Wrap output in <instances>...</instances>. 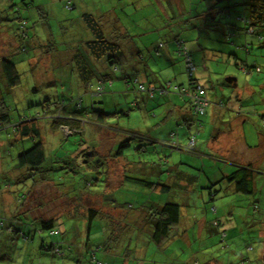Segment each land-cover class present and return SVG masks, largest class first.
<instances>
[{"label":"rangeland","instance_id":"rangeland-1","mask_svg":"<svg viewBox=\"0 0 264 264\" xmlns=\"http://www.w3.org/2000/svg\"><path fill=\"white\" fill-rule=\"evenodd\" d=\"M174 1L179 9L170 0H73L74 7L68 5V0H0V58L9 50V52H13L14 56L20 57L16 61L20 81L16 86L9 89L0 78V101L8 109L10 122L26 116L34 117L31 120L35 121L40 131V140L43 143L46 157V161L37 170L31 169L27 165L19 166L18 154L23 149L29 148L33 141H36V138L34 140L30 138L20 140L18 131L13 132L10 127H3L0 131V235L3 236L0 238V251L7 253L6 259L18 257L19 249H17L15 242L18 243L19 239L14 233L7 231L11 220V216H7V214L11 212L13 215L19 210L34 211L45 215L63 212L74 214L76 211L75 213L78 215L65 217L56 223L57 228L66 232L69 238L73 240L74 237L75 240L72 242L74 249L79 243L86 240L88 232L89 240L86 242L89 247H95L101 241L102 246L105 243L110 244L107 242L110 232L105 233L102 228V225L108 224V222L103 220L101 215H97L89 224L87 214H85V206H102L99 194L103 193L105 189L106 206L112 205L114 203L112 200L116 198L123 203L122 208L132 211L135 206L138 207L135 203L144 200L150 193L152 202L180 204V220L170 230L169 239L166 242L165 240L162 241V244H156L150 239L151 227L149 226L148 230L145 229V215L140 216L141 213H139L137 215L138 225L135 223L138 227L135 231L137 237L129 236L132 240H129L128 245H126L122 243L126 240L125 233L118 231L119 247L114 245L113 251L110 252L113 255H107L112 261H106L101 253H98L96 259L101 258V264H118L119 259L113 260L115 255L127 258L126 264H250L247 257L251 260L254 259L260 247L264 246V159L259 164H254L256 162L253 161V154L244 152L241 147L245 146L243 139L252 145L261 139L258 138L254 126L255 124L261 127L262 123L259 116L251 118L254 124L247 122L242 128L240 125H236L233 144H228L230 153L226 151V144L222 142L226 134L225 128H222L223 134L218 137L221 142L208 144L209 148L204 139L209 138L210 130H203L199 134L201 137L205 136L200 145L206 154L201 155V157L166 147V153L168 151L174 153L172 157L168 158L170 160L168 163L159 165L165 171L159 173V176L164 183L171 185V189L166 192L157 190L148 192L146 188L138 187L142 191L135 194L132 193L135 187L130 181L115 186L122 178V171L133 169L134 172L131 170V172L127 171L126 173L132 176L148 175L152 167L144 160L162 159L163 154L160 148L165 144L174 146L176 138L171 136L169 143H165V140L164 142L159 140L160 143H151L147 145L149 150L146 152L139 151L138 145L132 144L124 150L122 156L114 157L107 155L108 144L112 143V133H115L114 145L118 146L119 142L124 139L121 129L157 132L161 139H165V129L171 125L175 127L172 131L180 134V141L184 140L186 146L187 139H185L184 126L169 120L163 122L156 114L161 109L162 103H165V98L158 97L154 101L148 97L146 90L139 92L135 86L134 89L123 91L124 85L120 82L118 72H116V77L111 75L114 83L108 90H106V82H99L96 75L91 79L92 89L95 90L91 93L98 95L94 98H90L89 94L85 93L86 88L80 82H76L75 75L65 78L62 74L68 69L67 59L70 57L68 56L70 44L84 41L89 34V30L86 29L80 19V12L92 10L100 11L101 14V12L112 7H117L115 12L122 17L127 25L134 26L133 29L135 30H145V33L137 35L131 28L129 35L133 43L137 46L147 44L150 51L153 49L151 45L154 44L156 54L159 50H165V40L169 38L166 32L169 33L170 29L185 32L186 47L194 51L195 56L193 58L197 64L195 72L199 77L201 86L206 88V92L210 96L213 94L220 96V89H227L226 81H229V77L233 75H236L234 78H237L239 82L238 85L233 83V86L237 85V90L241 89V78L245 73L244 70H241V65L246 68L254 65L260 67V72H256L253 68L251 72L248 71L250 73L260 74L264 72V44L259 43L258 37L256 38L254 34H249L251 44L246 46L247 48L241 46L242 44L238 40V36L244 32V29H240V27L244 26L236 15L237 10L240 11L243 6L234 3L243 0H182V4L179 0ZM212 3L221 7L234 4L229 8V15L226 14L227 17L221 19L224 24H217L209 14L200 15V12ZM190 6L196 10L189 12ZM125 12L129 15L128 17ZM181 19L186 21L187 27H183V29H180V25L167 27L170 22L178 23ZM229 21L238 27L231 37L225 35L234 28L233 26L225 27L227 26L225 22L228 23ZM206 23L209 25L202 28L201 38L197 40L196 35L199 30L197 25L201 26ZM260 31L264 36V29ZM190 41L193 42L192 46ZM198 47L202 48L197 53ZM211 54L218 60L209 61ZM203 56L208 59V61L205 60L206 65L203 64ZM131 58H133L132 53ZM153 67L154 73L148 71L146 73L147 79L142 80L145 86H160L165 83V78L158 79V76H164L165 70L157 71L165 67V62L157 61ZM209 71H218L219 74L212 73L211 81H207ZM133 81L135 82L136 79L133 78ZM65 82L66 85L68 82L72 83V89L67 88ZM171 88L173 89L174 85H171ZM262 96L264 99V95ZM233 98L236 99L235 96ZM135 99L137 100L134 106L142 105L144 100L147 101L145 114L151 115L149 120H146L144 112L138 110L139 107L137 106L129 112L130 116L128 117L116 113L120 109H128ZM46 100L64 104L68 110L75 108V104L79 103L81 111L91 115L97 114L91 110L92 101H96V105L99 101H105L102 106L107 113V121L112 123L111 129L109 128L112 133L108 128L103 127L98 133L100 138L98 135L94 136L99 141L96 151H100L102 157L89 156V167L83 163L82 156L79 158L80 164L72 160V156L75 154L74 149L78 145L77 141L79 139L78 143L84 141L83 134L87 139L92 137L93 129L88 127L90 123L84 121L81 124L83 127V129L81 128L82 136H69L73 129L70 131L66 126L60 127L59 123L54 126L51 123L53 113L42 112L46 109L44 106ZM257 100H260L257 95L250 99L251 102ZM211 101L216 102L214 98H211ZM151 103L154 104V109H152ZM222 103H226L225 98H223ZM56 110L57 108L53 111ZM23 123L12 124L13 127L20 128ZM155 123L159 124L157 129H151V125ZM85 126L87 127L84 128ZM192 127L195 129V124ZM96 143L97 141L91 140L87 145L92 147ZM80 146L82 147L81 151L91 152L88 146H82V144ZM188 146L186 148L192 149L191 145ZM216 146L217 148H215ZM180 152L191 156L190 160H183L185 164H179L182 170L195 176L189 188L186 187V184L190 178H184L185 173H178L170 168L178 161ZM66 155L68 156L63 159ZM183 156L185 157V155ZM192 157L197 158V160ZM139 160L140 162H138ZM247 161H252L250 163L257 170L254 174L253 193H234L225 180L214 185H211L212 182L209 183V179L217 182L227 175L223 172L226 173L237 164ZM98 164L101 166L99 165V172L96 173L91 166ZM78 165L80 166L78 167ZM68 167L71 168L68 169ZM105 171H108V176ZM168 173L179 177L176 184L169 180ZM148 177L153 180L158 179L152 174ZM90 188L95 192L90 194ZM215 190L218 191L213 195ZM65 191L70 198L64 195ZM80 195L81 200L78 202L75 197H80ZM201 195L202 197H199ZM67 202L70 205H67ZM130 202L133 204L132 208L127 207V203L132 205ZM80 204L83 205L79 208L78 205ZM101 209L104 207L102 206ZM148 209L150 207L143 211L146 212ZM83 210L84 214H81ZM138 211L141 210L138 209ZM129 216L127 218H131ZM13 218L12 220L15 222L19 216ZM217 222H219L218 226H216ZM89 225L91 226L89 227ZM220 229L227 230V235L223 239L219 233ZM20 244L22 245V242ZM24 247L22 252L27 253L26 245ZM3 256L5 255H1V260H3ZM258 256L262 255L259 254ZM258 256L256 257L258 258ZM242 258L244 259L243 262L241 261ZM88 260L89 264H98L94 258L90 261L88 257ZM11 264H16V262Z\"/></svg>","mask_w":264,"mask_h":264},{"label":"trees","instance_id":"trees-1","mask_svg":"<svg viewBox=\"0 0 264 264\" xmlns=\"http://www.w3.org/2000/svg\"><path fill=\"white\" fill-rule=\"evenodd\" d=\"M26 4L28 5L29 3H26ZM234 4H240L243 6V8L240 9V11L237 10L238 13L236 15L237 19L241 21L244 26V27H240V29H244V32H246L247 34L256 35V38L258 37L259 43L264 44V36L260 31L264 29V0H243L239 3L235 2ZM234 4H231L229 6L227 4L221 7L215 3H212L207 8H205V10H202L200 12V15L209 14L211 15V19H213L214 22H217V24H224L221 19L226 18L227 17L226 14L229 15V12H230L229 8L232 7ZM68 5H70L71 7H74L73 0H68ZM190 8L193 11L196 10L193 8V6H190ZM218 17H219V20L217 19ZM81 18L84 24L86 25V27L93 34V40H90L86 43L87 49L89 50V54L96 60H101L104 58L107 62L110 63V67L112 71L120 72L121 68L119 64H120V59L122 58V51L120 49L119 44L116 42L117 40H112L104 36L102 27L99 21L92 14L84 12L81 14ZM173 22L175 21L170 22L168 24L169 25L168 27H170V25L173 26ZM225 23L227 25L225 27H228V26L234 27L232 30L233 32L231 31L225 34L227 36H229L228 34L234 33V31H236L238 28L234 26L233 24H231L230 21L228 23L227 22ZM208 25L209 23L202 24V27L205 28ZM180 29H183L182 24H180ZM184 34L185 32L183 31H179L173 34L174 36L173 41L175 44L176 53L182 57L184 74L187 79L186 84H180V83L173 84L171 80H165V83L161 84L160 86H145L142 80L140 81L137 78H134L136 79L135 82L133 81V79L126 80V83H127L126 85H128L130 81L128 88L131 85H133L136 88H138L139 92H143L144 90H146V94L150 98L152 97L155 98L156 96H164V95L167 96L169 93H175L176 95L187 100L189 104L188 111H189L190 116L189 118H186L185 120H182L180 122V125L184 126V130L187 133H189L187 136V145L185 146V145L179 144V142L177 141L176 132L172 131L170 133V137L173 136L176 138L175 145L178 147L176 148L175 145L174 146L172 145V147L171 146L170 147L171 148L175 147V149L180 148L181 150L189 151L191 149L186 148V147L190 145L189 142L191 140L193 141V145L191 146H194L197 135L200 134L199 133L200 127L204 126L205 124L203 123V115L206 113V108L208 104H210L211 100L207 97L208 95L206 94V89L201 86L199 77H197V74L195 72L197 69V64L195 63L193 57L191 56V54L189 53L186 47V40L183 36ZM122 37H126V36L123 35ZM249 44L250 42H247L245 45L243 44L241 46L246 47ZM147 48H148V45L144 44L141 50H139V54L143 53L142 56L145 57ZM13 59L14 58L11 56L9 57L4 56L3 58L0 59V78L3 80L4 85L9 89L16 86L20 81V73L16 68V62ZM253 68H255L256 72L260 71V67L258 66L256 67L255 65L251 66L250 68L249 67L246 68L245 66L241 65V70L243 69L245 73H247L249 70L251 71V69ZM103 83H105V81H103ZM111 83H112V80L110 78L105 84L108 85ZM171 85H174L173 89L171 88ZM198 88H202L204 90V94L202 96L199 94ZM0 91H1V88H0ZM94 91L95 90H92L91 92H94ZM89 96L90 98L98 97V95H95L92 93H89ZM46 101L44 103V106L46 109L42 112L53 113L52 115L53 119L51 120L53 124L59 123L60 127L66 126L69 128L70 131L71 129H73V131L70 132L71 134L69 136H73V135L80 136L82 134L81 131L83 127H81V124L84 121L86 122L88 121V118L86 117V114L88 115V112L81 111L82 109L79 107L80 106L79 103L77 105L75 104V108L68 110L64 104H59L54 101H47V102ZM135 102H136V99L133 100V102H131V106L128 108L129 110L134 108ZM92 104L94 107L96 105V101H92ZM220 104H222V102H220ZM93 107L91 109L92 111H94ZM55 108H57V110L53 111ZM199 108L202 109V113L199 112L198 110ZM128 109L126 111H128ZM95 112H97V115H104V116L107 115V113L102 109H97L95 110ZM116 113L121 115V113L123 112L119 110V111H116ZM32 118H29L28 116H26L25 118H19L17 120H14L13 122H10L11 119L8 114V109L5 106V104H3L2 101H0V131L2 130L3 127H6V128L10 127L12 128L13 132L18 131V134L21 137L20 140L23 138H30L31 140H34L36 138V141H33L32 145L29 148L23 149L18 154L17 156L18 165L19 166L27 165L31 167V169L37 170L41 168V165L43 164V162L46 161V157H45V150L43 147V143L40 140V137H41L40 131L37 128L35 121L31 120ZM18 122H24V123L21 124L20 128H18L17 126L13 127L12 123H18ZM193 124H195V129H193L192 127ZM124 134H126V135H123L124 139L119 142L118 146L115 145L116 147H114L112 152H110L107 155L119 157L123 155L124 150L129 148L132 144L134 145L137 144L139 151L146 152L149 150L147 145L151 143H149L147 138H145L144 134L138 131H126L124 132ZM83 135H84L83 138H84L85 143H87V141L88 142L91 141L86 138L85 134ZM79 141H77L78 145L80 144L78 143ZM78 145L74 149L75 154L72 156L73 157L72 160L77 161L78 164H80L79 158L83 157V161H84L83 163L86 164V167H89L90 164L88 162V157L86 156L87 152L80 151L78 154L77 153ZM89 149H91V154L93 156L95 155L99 156L97 152L93 150L92 147ZM67 156L68 155L64 156L63 159H65ZM164 156H165V160H163V162L160 158H158L156 161L151 158L144 160L146 163L151 164V167H152L148 175L142 174L141 176H132V175H128L126 172L127 171L131 172V170L132 172H134L133 169L125 170L123 172V180L121 183L120 182L118 183V186L123 185L126 181H130L131 183H133L134 187L146 188L148 192L149 191L155 192V190L159 192L168 191L170 189V186L164 183L159 176V173L165 172L162 167H159V165L161 163H166L169 158L167 154H164ZM138 162H140V160ZM181 163H184V162L183 161L180 162L178 160L174 164H181ZM99 165L101 166V164H98L95 166H91V168L95 169V172L98 173L100 169ZM79 166L80 165H78V167ZM64 167H67V166H64ZM70 168L71 167H68V169ZM256 172L257 170L251 164H245V165L237 164L234 170H232L230 173H223L227 175L223 176L219 181L217 182L210 181L209 179V183L212 182L211 185H214L215 183H222V181L225 180L227 181V185L231 183L232 188L235 190L233 191L234 193L251 194L254 191V185H255L254 174ZM105 173H107V176H108V171H105ZM150 174H152V176H157L158 179L157 180L150 179L148 177L150 176ZM104 180H106V178H104ZM193 181H194V178L191 179L189 183L191 184ZM7 186H8V183H7ZM134 189L135 188H133L132 193H135V194H138V191L139 192L142 191L141 188H138L137 190L136 189L134 190ZM89 190H90V194L95 192L91 188ZM217 191L218 190H215L213 195H215ZM105 192H106V189L104 190L103 193L99 194V198H101L100 202H103L101 203L103 207L105 206ZM64 195L70 198L69 196H67L66 191L64 192ZM75 198L77 199L78 202H80L81 195L80 197L76 196ZM112 201H114L113 203L114 206H110L112 207V210H110V212H107L101 209L102 206L100 205L99 207L93 206V205L85 206V214H87V222L89 224L91 223L92 219L95 218L97 215H101L102 219L108 222V224H103L102 228H103V231H105V233H108V231L110 232V237L107 238L108 239L107 242H109L110 244L105 243L102 246V241H101L97 246L89 247L88 243L86 242V240L87 241L89 240V232H88L86 235L87 237L86 240L79 243L76 247L78 249L79 247L83 246L86 249H88L89 250L88 252L89 253L91 252V257H92V258L89 257V259L90 258L93 259L94 257L95 261H97L98 264H101V261L95 258V253L97 251L104 250L106 252H112L114 245L116 247H119L120 237H119L118 231L125 233L126 240L123 241L122 243L126 245H128L129 240L130 241L132 240L131 238H129V236L137 237L135 235L136 234L135 231L138 228L136 226L138 225L137 220H133L131 218L126 217L129 210L122 208L123 203L120 200L114 198V200ZM97 203L99 204V202ZM130 203L132 204V202ZM154 203L155 202L151 201V203H148L150 205L147 204V206H145L146 203H144L142 200L138 201V203H135L136 205H138V207L137 206L134 207L132 214H135L136 211L138 212V209L141 210L139 212L142 213L143 210H145V208L150 207L148 211L146 210L147 215H145L144 217L145 229L148 230L149 229L148 227L150 226L151 227V234H150L151 241H153L156 244H162L163 243L162 241L165 240L166 242L169 239L170 230L179 223V220H180V206L179 205L180 204L173 203V202H166L164 204L156 203L155 205ZM82 205L83 204L78 205L79 208L82 207ZM127 207L131 208L133 207V204L129 205V203H127ZM75 212L76 211H74V214H72L73 216L78 215ZM81 214H84V210L82 211ZM7 216H11L10 224L7 227V231H11L12 233H14L15 236L20 240V241L18 240V243L15 242V245H17V248L19 249L20 253L25 255L28 259L38 257L39 255L47 254L48 252H50L52 255H65V254L67 255V251L72 246H74V243H72L73 240H75L74 237L72 240L71 238L67 236L68 234L66 232L61 231L56 226L57 221H59L60 219H64L65 216H62L61 218L59 217V220H57L58 218L57 216L54 218L53 215L47 216L44 213L43 214L39 213L38 215V213H35L34 211H20V210L18 211V213H15L13 215H11V212H10L9 214H7ZM14 216H17V217L19 216V218H17L15 222L12 220L14 219L13 218ZM218 225H219V222L216 223V226ZM90 226L91 225H89V227ZM219 233L221 235V238L223 239L225 235H227V230L220 229ZM21 242H22V245L20 244ZM24 245H26L27 247L26 249L27 253L22 252V250L25 248ZM256 256L257 255H255V257ZM247 260L248 262H250V264H252V262L253 263L255 262L253 261V259L251 260L248 257H247ZM241 261L243 262L244 259L242 258ZM241 264H244V263H241Z\"/></svg>","mask_w":264,"mask_h":264},{"label":"crops","instance_id":"crops-1","mask_svg":"<svg viewBox=\"0 0 264 264\" xmlns=\"http://www.w3.org/2000/svg\"><path fill=\"white\" fill-rule=\"evenodd\" d=\"M179 1H180V4H182V0H179ZM170 2L174 3L176 5L174 0H170ZM176 7H177V9H179V7L177 5H176ZM115 8H117V7H112L111 9H107V10L101 12V14H100V11L95 12L92 10H88L86 13H90L94 17H96L97 20L99 21L101 27H102V31L104 33V36L106 38H109L112 40H117L116 42L120 46V49L122 51V58L120 59V64H119L121 71L118 73L120 74L119 75V79L121 80L120 82L124 85L123 91L129 90V88L134 89L133 85H131L128 88V85H126L127 84L126 80H132L133 78H137L138 80H143V79L146 80L147 79L146 73L148 71L154 73L153 65L156 64L157 61L165 62V67L157 70L158 72H161L164 69L165 70L164 76L163 77L158 76V79L159 78H165V80H171L173 82V84H177V83L186 84L187 79H186V76L184 74L182 57L176 53L175 44L173 41V39H174L173 34L179 32V31L170 29L169 33L166 32V34H167V36H169V38L165 40V50H162V51L159 50L158 54H156L155 53L156 46H154V44H152L151 46H153L152 47L153 49H151V51H150V49L147 48V54L144 57V56H142L143 53L139 54V50H141V48L144 45H141V46L138 45L139 46L138 47L135 43H133V41L129 35L131 28L133 29L134 26L127 25L123 21L122 17H120L119 14L117 12H115ZM188 10H189V12H193V10L190 7ZM82 13H84V12H80V19L81 20H82V18H81ZM125 15L127 17L129 16L126 12H125ZM83 24H84V22H83ZM174 24L175 25L182 24L183 27L188 26V25H186V21L184 19H181L180 21H178V23H173V25ZM168 26L169 25L167 24V27ZM170 26H172V25H170ZM85 27H86V25H85ZM197 27L199 30L197 32L196 39L199 40L201 38L200 32H201L203 27H202V25L201 26L197 25ZM86 29L89 30L87 27H86ZM133 32L138 35V34L145 33V30L133 29ZM123 35H125L126 37H122ZM228 35L231 37L232 35H234V33L228 34ZM19 38H21V37L19 36ZM86 38L87 39H85L84 41H80L77 44L75 42H72L70 44L69 53H68V56H70V57H69V59H67L68 60V65H67L68 69L63 71L62 74L64 75L65 78H68L71 75H75L76 82L77 83L80 82L83 85V87H85L87 90L85 93H88V94L91 93V91L93 90L92 89L93 84H92L91 79H93V77L95 75L97 77V80L98 81L102 80V82L103 81L107 82L108 79L111 78L112 83L108 84L106 87V90H108V89H110V87L113 86V83H114L111 75L113 74L116 77V72L111 70L110 63L107 62L104 58L101 60H96L95 58H93L89 54V50L87 49L86 43L90 40H93V34L90 32V30H89V34L86 36ZM190 40H192V39H190ZM238 40L240 41V44H242V45L243 44L245 45L247 42H250V44H251V40L249 39V34H247L246 32L241 33L238 36ZM189 43L192 46L193 42L190 41ZM201 48L202 47L197 48V50H196L197 53H198V51L201 50ZM187 49H188V47H187ZM66 50H68V49H66ZM9 51H7L8 53L2 54L1 58H3L4 56H7V57L11 56L14 58L13 60L16 62L20 57L14 56L13 52H9ZM188 51L192 57L195 56L193 50L188 49ZM131 53L133 55V58H131ZM202 58L204 60L203 64L206 65L205 60L208 61V59L205 56H203ZM217 60H218V58L215 57L214 55L209 57V61L213 62V61H217ZM194 61H195V59H194ZM112 68H113V66H112ZM205 68H206V66H205ZM199 72H203V71H199ZM250 72H247L248 74L247 73L243 74V77L241 78L242 87L239 90H237V88H238L237 85L239 84L238 79L234 78V76L236 77V75H233V76L229 77V81H226L227 89L226 90L220 89V93H219L220 96H217L216 94H213L210 96L206 92V94L208 95L207 97L210 100H211V98H214L216 100V102L211 101L210 104H208V106L206 108V113L203 115V123H205V124H204V126L200 127L199 133H201L203 130L209 129L210 130L209 131V138H205V136L201 137L200 135H198L196 140H195L194 146H192L191 150L188 149L189 151L171 148L169 145L165 144L164 146H162L160 148L161 153L163 154V157L161 159L162 162H163V160H165L164 154H167V156L172 157L173 153H174L171 151H168L166 153V151H165L166 147H170L171 149H174V150H181V151H184L186 153H190L192 155H197V156L201 157V155L206 154L205 151H202V148L200 145L202 143V139L205 138L204 140L207 142L208 148H209L208 144H217L218 142H221L218 140V137L223 134L222 128L226 129V134H225L222 142H224L226 144V146H225L226 151L228 153H230V146L228 144H233V137L236 133L235 132L236 125L238 124L242 128V127H244V125L247 122H252L251 118L259 116L260 119H263V117H264V99L262 96V95H264V72L260 73V74H256V72L255 73H250ZM209 73L210 74H209V78L207 79V81H209V80L211 81V79H212L211 74L212 73H218L219 74L218 71H216V72L209 71ZM233 83H235L237 85L233 86ZM64 84L66 85V82ZM153 84H155V83H153ZM66 87L69 89H72L73 85H72V83L68 82ZM256 95L258 97H260V100L251 102L250 99H252ZM234 96L236 97V99L233 98ZM158 97L165 98V103H162L163 105H162L161 109L156 113L161 118V121L166 122L169 120L171 122H175L176 124L180 125V122L182 120L189 118V116H190L189 111H188L189 110V106H188L189 104H188L186 99L176 95L175 93H169L167 96L164 95V96H156L155 98L152 97V100L155 101ZM138 98H139V96H138ZM223 98H225L226 103L220 104V102H222ZM104 103H105L104 100L102 102L101 101L97 102V105L94 106L95 108L93 107V110L95 111L97 109H100V107H103L102 105ZM257 104H258V107H257ZM136 106L139 107L138 110H142L144 112V116H145L146 120H149V118H151V115L145 114V110L147 107V101L144 100V103L142 105H136ZM136 106H134V108H132V109H135ZM151 106H152V109H154L153 103H151ZM102 109L105 111L104 107ZM132 109H130V110L128 109V111H126L127 109L126 110L120 109V111L123 112V113H121V115L127 116V117L130 116L129 112L132 111ZM156 114H154V115H156ZM86 117L88 118L87 122L90 123L88 127H91L93 129V133H91L93 135H92V137H89L88 140L97 141L96 145L92 146V148L95 152H97V154L100 157H102L101 152L96 151V150H98L99 141L96 140V138L94 136L98 135V133L101 131V128H103V127L111 129L112 123L108 122L107 117L104 115H97V114L96 115H91V114L87 115L86 114ZM261 123H262V121H261ZM158 125H159L158 123L151 125V129H154V130L157 129ZM54 126H55V124H54ZM254 126L257 130V133L259 136L258 138H261V139L258 142H256V144H254V145L250 144L249 142H247L246 140L243 139V142H244L243 145H245V146H241V147H242L244 152L247 151V152L253 154V161L256 162V163L253 162L254 164H259L264 159V139H263L264 138V126H263V123L261 124V127L256 126L255 124H254ZM86 127L87 126H85L84 128H86ZM173 128H175V127L170 125L165 129V134H166L165 139H161L159 137V135L157 134V132H150V131L143 132V131H140L139 129H137V130L126 129V130L138 131V132L144 134L145 138H147L149 143L159 142V140L162 142H164V140H165V143H169L170 133L173 130ZM126 130L121 129L120 131H122L123 135H126V134H124V132H126ZM111 133H112V131H111ZM184 134L186 136L185 139H187V136L189 133H187L184 130ZM176 135H177V141L180 144L184 145L185 141L184 140L180 141V134L177 132ZM98 136L100 138V135H98ZM114 142H115V133H112V143L108 144L109 148H108L107 154L112 152L113 148L115 147ZM87 143H88V141H87ZM87 143L82 141L78 145V149H77L78 152L77 153H79L82 150V147L80 146L81 144H82V146L86 145L89 148H91L90 145H87ZM215 148H217V146ZM154 151H156V150H154ZM86 154L85 155L87 157L92 155L90 151L87 152ZM208 154L210 155L211 153H208ZM183 155H185V157ZM190 157L191 156H189L188 154L186 155V154H182L180 152V157L178 158V160L180 162H182L183 160H190L189 159ZM192 158L197 160V158H194V157H192ZM168 161H170V160H167V163H168ZM247 162H243L240 164H244V165L245 164H251L250 162H252V161H247ZM170 168L177 171L178 173H185L183 175L184 178H190V180H187V184H186V187L189 188V186H190L189 181H191V179H193V178L195 179V176L190 175L189 173H187V171L182 170L181 167L179 166V164H174L173 166H170ZM234 168H235V166H234ZM234 168L229 169V171H227L226 173L231 172L232 170H234ZM258 170H260L259 167H258ZM123 172L124 171H122V173H121L122 178L120 180V183L123 180ZM168 175H169V180L172 183L176 184V181L178 180L179 177L177 175H172L170 173H168ZM115 186H118V184ZM169 186L171 189V185H169ZM229 186H230L232 192L235 191L232 188L231 183L229 184ZM199 197H202V195ZM142 201L144 203H146L145 206H147L148 203H151L150 194L145 197V200H142ZM101 203H103V202H101ZM154 204L156 205V203H154ZM67 205H70V203L67 202ZM110 206H114V205L113 204L109 205V206L105 205L103 210L110 212V210H112V207H110ZM132 211H129L128 214L126 215V217L129 216V214H132ZM139 213H141V212L136 211L135 214L131 215V219L137 220V215ZM46 215L47 216L53 215L54 218L57 216L58 217L57 220H59V217L61 218L62 216H65V217H71L72 216V214H65L64 212L60 213V214L48 213ZM141 215H147V212L143 211L140 214V216ZM83 217H85V216L83 215ZM2 237L3 236L0 235V238H2ZM6 238H8V237H6ZM263 243H264V241H263ZM88 251L89 250L83 246L79 247L78 249L76 248L75 250L72 246L67 251V255L66 254L65 255H52L50 252H48L47 254L39 255L38 257L30 258V259H28L25 255L21 254L20 251L18 253L17 258L6 259L7 253L0 251V264H2V262H4V264H11L12 262H16V264H36V263L37 264H89L88 263V261H89L88 257H91V252L89 253ZM17 252H18V250H17ZM98 253H101L102 257L106 261L111 260V258L107 257L108 254L113 255L110 252H106L104 250H99L95 253V258L98 257V255H97ZM259 254H261L262 256H258ZM1 255H5V256H3V260H1L2 259ZM257 256H258V258L254 257V259H253V261H256V262L253 263L251 261L252 264H264V246L260 247L259 251L257 252ZM91 258H90V260H92ZM115 259L116 260L119 259L118 264H126L127 260H128L127 258L120 257L117 255L114 256L113 260H115ZM99 260L102 261L101 258H99Z\"/></svg>","mask_w":264,"mask_h":264},{"label":"built area","instance_id":"built-area-1","mask_svg":"<svg viewBox=\"0 0 264 264\" xmlns=\"http://www.w3.org/2000/svg\"><path fill=\"white\" fill-rule=\"evenodd\" d=\"M189 66H190V64H189ZM101 88H102V87H101ZM99 89H100V88H99ZM198 92H199V94H200L201 96L204 94V90H203L202 88H198ZM198 110H199L200 113H202V109H201V108H199ZM262 123H263V126H264V117H263V119H262ZM189 144H190V145H193V141L191 140V141L189 142Z\"/></svg>","mask_w":264,"mask_h":264}]
</instances>
